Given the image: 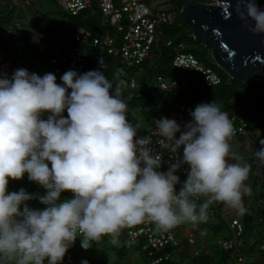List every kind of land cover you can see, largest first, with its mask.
I'll use <instances>...</instances> for the list:
<instances>
[{
  "label": "clouds",
  "instance_id": "obj_1",
  "mask_svg": "<svg viewBox=\"0 0 264 264\" xmlns=\"http://www.w3.org/2000/svg\"><path fill=\"white\" fill-rule=\"evenodd\" d=\"M237 11L242 20L254 22L251 31L264 33V8L256 0H240ZM101 65L105 68L102 59ZM120 71L114 73L115 84L97 70H69L62 84L53 73L27 69L0 76V264H62L80 235L84 249L105 236L118 245L123 229L145 222L163 231L198 226L207 221L213 202L240 215L250 209L243 198L251 166L233 151L235 128L228 114L213 101L196 105L183 126L157 119L170 156L162 171L161 151L140 135L141 122L129 119ZM255 155L264 162V140ZM184 165L187 177L181 181L177 173ZM25 174L47 190L38 197L44 209L30 208L27 201L36 197L24 189L8 190L10 178ZM65 191L73 197L61 200ZM220 214L223 222L237 218L245 227L241 218L228 219L223 209ZM232 237L231 231L219 239ZM195 244L194 236L187 244L178 239L161 255L168 253L169 260L174 249ZM84 258L77 261H94Z\"/></svg>",
  "mask_w": 264,
  "mask_h": 264
},
{
  "label": "built area",
  "instance_id": "obj_2",
  "mask_svg": "<svg viewBox=\"0 0 264 264\" xmlns=\"http://www.w3.org/2000/svg\"><path fill=\"white\" fill-rule=\"evenodd\" d=\"M150 1L151 0H57L60 6L71 16H77L89 9L93 14H100L102 25L108 24L120 31V39H118L113 34H99L85 26H79L74 37L85 46L87 44H92V47L97 52H107L120 56L123 61L132 65L142 64L151 55L155 44L161 36L160 26L164 23L171 24L174 21V15L171 11L155 9L151 6ZM191 35L193 39H196L193 34ZM166 43L168 46L173 45L172 40H167ZM175 50L176 54L173 58V65L175 67L183 71L200 73L207 86L217 85L222 82V77L213 67L202 63L194 52L188 50V43L186 41H180L175 46ZM101 59L104 62V59L100 57L96 61L95 66L97 71L103 72ZM92 66V59L86 47H82L70 50L68 54L63 57L62 64L56 65L52 71L57 77V83L62 84L63 81L61 77L65 72L74 70L77 73L83 74L91 71ZM157 80L162 89L177 96L174 107L166 111L164 117L175 119L183 126L191 120L190 111L194 110L196 107V105L191 106L189 103L182 100L180 93L182 87L186 85L185 80L179 81L175 79L173 81H168L160 74L157 76ZM136 87L137 81L135 78H132L130 82L131 94L134 93L133 90ZM160 118L162 117L156 115L151 119L150 126L144 136L150 137L154 141L152 147L155 151H161L164 160L161 170L167 171L170 156L162 147L167 141L163 140V138L158 135L156 120ZM230 119L235 128L234 136L247 133V123L243 117L234 115ZM177 135L179 136V134ZM187 167V165H184L177 173L181 181L185 180L187 177ZM228 224L232 229L233 237L230 239H219L218 244L224 249H233L237 246V237L242 235L244 227L237 218L228 221ZM79 235L80 234H78V236ZM128 235L131 242L135 244L139 242L140 238H145L147 241L145 247L156 250H165L170 246L178 244L174 228L168 231L158 230L156 226L150 222H145L136 227L129 228ZM190 241L193 242V239H190ZM150 254H152V251H150ZM168 257L169 254L166 253L165 255L156 257L149 264L159 263L164 258L168 259ZM241 259L242 257L240 260ZM85 260H87L88 263L91 262V259L88 257L83 259V261ZM64 264H77L71 252L67 253ZM96 264L101 263L96 262Z\"/></svg>",
  "mask_w": 264,
  "mask_h": 264
},
{
  "label": "trees",
  "instance_id": "obj_3",
  "mask_svg": "<svg viewBox=\"0 0 264 264\" xmlns=\"http://www.w3.org/2000/svg\"><path fill=\"white\" fill-rule=\"evenodd\" d=\"M173 1L175 3V9L177 11V14L174 15V21L171 24L164 23L160 26L161 36L154 46L153 53H155V56L159 60H165L167 62V64H169L170 68L175 69V68H177L173 65V58L176 54L175 46L182 40L186 41L188 43V50L194 52L197 55V57L202 61V63H204L205 65L212 66L213 69L215 71H217V73H219V75L222 77V82L217 84V85L207 86L205 81H204L203 76L200 73L193 72V71L181 70V74H180L179 78H176L179 81L185 80V82H186V85H184L182 87L181 96L187 97L191 101H193L194 103H197V104L202 103V102L211 103L213 101H215L218 106L224 104L225 108L223 111H225L230 118L234 115L241 116V117H243V119L247 123V128H248L247 133L235 135V136H233L232 139H234L235 137L248 135L253 130L257 129L258 124H259L261 119L264 120V83L252 81L249 84H246V83L239 81L238 79H234V78L230 77L229 75L224 73L214 63L212 56H211L210 48L208 46H206L205 43L201 39H197V41L202 43L200 46L201 49H196L195 42L192 43V41H187V40H189V38L193 39V37L191 35L190 26L182 18L180 11H181L182 7L190 0H173ZM196 1L210 2L211 0H196ZM72 17H75V19L77 20L76 23L79 24L78 27L79 26H85L88 29H91L92 31L99 33V34L110 33V34H113L114 36H116L118 39H120V33L121 32L118 31L115 27L110 26L108 24L102 25L99 13L93 14L88 9V10L83 11L81 14H79L77 16H72ZM106 29H109L110 31L106 32ZM167 40H172L173 45L168 46L166 43ZM73 41L78 44V46L74 49L86 47V50H87L90 58L92 59V63H93V66L91 67V71L97 70L95 63L100 57L103 58L104 59V65L106 68L105 69L103 67V72L107 75L109 80H112L113 83L115 84L114 73H116V71L118 69L121 70L119 78L124 81V86L122 89L123 96L129 95L130 102L133 105H137L139 107H146L147 110H145L144 113L146 112V114H147L148 109L157 107L159 109V110H157V114H161V115L164 114V113H162L163 108L160 106L161 104H159L158 96H155L154 94H151V92H150V89L152 87L153 88L158 87L159 89H161L163 91V93L167 94L168 97H173L174 100L177 98V96L173 95V93H170V92L162 89L160 87L158 80H157V76L159 74L162 75L165 79H167L166 78L167 75L165 74L166 69L156 71V67H155V68L149 69V71L146 74H144L143 76H141V78H136L135 76L128 78L127 77L128 69H126L124 66L128 62L123 61L120 56H116V55H113V54H110L107 52H97L92 47V44H87L85 46L82 44L81 41L77 40L74 37V35H73ZM70 50H73L71 45H69V46H67V47H65V48H63L57 52V54L59 56V62H60L59 65L62 64L63 57L65 55H67ZM150 58H151V55L142 64L132 65L130 67V69L133 68L131 70V72L135 75L141 67L148 66ZM55 61H58V59ZM52 65H53V63H52ZM53 67H54V65H53ZM153 77L155 78V81L153 83H151V79ZM132 78H135L137 81V87L133 90L134 91L133 94H131V90H130V82H131ZM124 87L128 88V90H130V93L125 92ZM234 100L237 101L240 105V107L237 108V110L232 108V102ZM67 115H68L67 111H65L64 116L66 117ZM47 117H48V113H45L42 118L47 119ZM159 117H164V116H159ZM256 123H258V124H256ZM25 176L27 177V174H25ZM30 182H31V184H30L31 187H33L32 189L35 190V192L34 191L32 192V193H35V195H34L36 197L35 201L38 204H41L38 197L46 195L47 190L34 181H30ZM62 194L66 195V196L69 195V196H71L70 198H72L74 195L71 191H65ZM249 216L252 218V220H250L251 221L250 223H249V220L247 218V215L243 221L244 226H245L243 235L245 234V232H248L249 230H251V231L253 230V226L257 222V219H259V223H261V224L264 223V210H262V209H260L259 212L257 211V212H253L251 215L249 214ZM253 218H255V220H256L255 223H253V221H254ZM224 227H225V225L224 226L214 225L212 227V229L214 231L218 232L219 230L223 229ZM125 229L127 231V229H129V228H125ZM122 231H123V233H125V230H122ZM253 232H254V230H253ZM101 241H103V240L101 239L99 241H88V245H89L90 250L92 251V254H89V252H88L87 255L92 257L94 260L91 264H96V262H101V264H108V259L105 260L102 258V253L105 252L104 249H106V247H103V246L100 247V245L102 244ZM146 244H147L146 239L140 238V240L137 244L132 243L131 240H130V242H126V243H123L121 241V243H119L118 245H114L113 247L117 248V253L115 254V255H117V258L122 260V261H127V259L129 260L130 256L133 254V253L130 254L131 246H139L141 251L144 252V255L146 256L147 261L145 264H148L151 260H153L154 257L159 256L162 253L168 252L171 250V249L156 250V249H152L150 247L146 248V247H144ZM184 244H187V242H184ZM186 246L187 245H185V247ZM216 246L218 247L217 242L215 243L213 241L211 243L210 247L216 253L215 254L216 257H215V260H213L214 262L210 261V263L213 262V264L214 263L215 264H227L226 261L231 257V254L234 253V251L237 252V258L238 259H240L242 257V259L240 261L244 260L245 251L243 249V245H241V243H240V240L237 243V246L233 249H224V248L218 247V249H217L218 251H217L215 249ZM251 247L253 248V246H251ZM151 250H153L152 254H150ZM175 250L176 249L173 250L172 257L169 260H165V258H164L158 264H196L193 261V259L191 258V256L186 261H183L181 259L182 262H179L177 260H173L172 258L174 256ZM178 250L179 249H177V251ZM69 252H71V254H72V256L75 259L77 264H80L77 260H79L83 256H86L85 254L77 256L74 253V251L72 250V247H70V249L68 250L67 253H69ZM261 252H263V254H264V246L261 249ZM179 256H181L180 252H179ZM238 256H240V257H238ZM65 258H66V256H65ZM62 264H64V260H63ZM121 264H130V263L127 261V262H124Z\"/></svg>",
  "mask_w": 264,
  "mask_h": 264
},
{
  "label": "rangeland",
  "instance_id": "obj_4",
  "mask_svg": "<svg viewBox=\"0 0 264 264\" xmlns=\"http://www.w3.org/2000/svg\"><path fill=\"white\" fill-rule=\"evenodd\" d=\"M215 2H216V0H211L208 3H215ZM150 4L155 9L169 10L173 13V15L177 14V11L175 9V3L173 0H151ZM52 8H54L56 13L58 14L57 21L61 25L60 31L62 34L63 43L65 45H68V46L71 45L72 49L76 48L78 46V44L73 41V35L76 33V30L78 29L79 24L76 23L77 20L75 19V17H72L62 6H60L58 3H56V1L53 2ZM7 23H9V21H7ZM109 31H110L109 29H106V32H109ZM187 41H192V43L195 42L196 49H201L200 46L202 43L197 41V38L196 39H192V38L190 39L189 38V40H187ZM50 58L53 62H54V60L58 59L56 65H58L60 63L58 54H54L52 56L50 55ZM51 60H50V63H52ZM47 62L49 65V60ZM148 64H149L148 66L141 67L138 70V72L134 75L131 72V70L133 68L130 69L132 64L127 63L126 65H124L125 68L128 69L127 77L131 78L132 76H135L136 78H141V76L146 74L149 71V69H152L155 67H156V71L166 69L165 74L167 75L166 78L168 81H173L176 78H179V76L181 74L180 69L170 68L169 64H167V62L165 60H159L155 56V53H153V52L151 53V58H150ZM37 70H39V75H41V76L46 74V71L43 68H40ZM52 70L53 69L51 68V71ZM47 73H49V70ZM154 81H155V78L153 77L151 79V83H153ZM124 90H125V92L130 93V90H128V88L124 87ZM150 92H151V94L158 96L159 104H161L160 106L163 108V111H162V113H164L163 115L157 114V110H159L157 107H156L157 109L155 107L148 109L147 114H146V112L144 113V111L147 110L146 107H139L137 105H133L130 102L129 95L123 96L127 105H128L129 119L132 120L134 123L137 120H139L141 122L142 129H141L140 135H143V136H144V132H146L150 126L151 119H153L154 116H156V115L157 116H164L166 111H168L174 107V102H175L173 97H168L167 94L163 93V91L161 89H159L158 87H154V88L152 87L150 89ZM181 97H182V100L186 101L191 106L197 105V103H194L189 98L183 97V96H181ZM219 107L222 110H224L225 105L222 104ZM239 107H240L239 103L234 100L232 102V108L237 110V108H239ZM256 124H258V123H256ZM262 140H264V120L261 119L256 130H253L248 135L235 137L234 139H232L230 141V143L232 144L233 151H235L238 155H240L243 158L244 162L246 160H249V162L251 163L252 174L249 175V179L246 181V184L249 187V193L244 196V200H246V201H251L253 196L259 197L262 193H264V162H261L255 155L256 150L259 149V147H260V141H262ZM30 184H31V182L28 179V176L27 177L24 176L23 179H19V180H13L10 178L8 190L10 192H19L21 189H24L25 191H27L28 193H30L34 196L35 193H32V192L33 191L35 192V190L32 189L33 187H31ZM177 187H179V186H177ZM70 197L71 196H69V195L66 196V195L61 194V200L71 199ZM254 199H256L253 202V205L255 207V211L259 212L260 208L262 210H264V202H261V200H258L255 197H254ZM202 201H203V198H200V201H198V202H202ZM27 204L30 208L37 209V210H42L46 207V205H44L42 203L38 204L35 201V198L27 201ZM245 206L247 208L249 205H245ZM221 207L223 210L227 211V213H225V214H226V216H228L230 218V216H231L230 214L232 213L231 212L232 208H230V207H228L222 203H219V202H213L209 206V209H208L207 221L204 223L198 224V230L192 229L191 228L192 225H189V227L191 229H190V231H188V233L185 234V229H186L187 224H183V225H180V226L175 228V231L177 233L179 241L182 243L187 242V237L194 236L195 241H196L195 247H196V249H198L197 245L200 243L202 245H205V246H211V243L213 241L216 243L218 238H220L221 236H227L226 235L227 232H226L225 228L219 230L218 232L214 231L212 229V227L214 225H216V226L221 225V223H219V221H218V217L220 215ZM234 214H236L237 217L241 218L242 220H244L246 218V215H247L249 223L251 222L250 220H252V218L249 216V214L251 215V209H247V211L243 215H240L237 212H234ZM253 220H254L253 223H255V221H256L255 218H253ZM184 227H185V229H184ZM123 230H125V233H123V231L121 232V235L119 237V243H121V241L123 243L130 242V237L126 233V232H128V230L127 231H126V229H123ZM253 230H254V232H253ZM253 230L252 231L249 230L248 232H245L244 235H241L238 238V241L240 240V243H241V245H243V249L245 251L244 260L240 261L237 258V252L234 251V253L231 254V257L226 261L227 264H262V262H264V254H263V252H261V249L264 246V223H262V224L259 223V219H257V222L253 226ZM81 239H83V237L80 235L76 239L75 243L72 245V250L74 251V253L77 256L88 254V252H89V254H92V251L90 250V248L84 249L81 247ZM101 242H102V244L100 245V247L101 246L106 247V249H104L105 252L102 253V258L105 260L108 259V264H121V263H124L127 261L130 264H145L147 261L146 256L144 255V252L141 251L139 246H131V248H130V254L133 253L131 256H134L133 260H130V258H129V260L127 259V261H122V260L117 258V255H115L117 253V248H114L113 247L114 245L110 243L109 237L104 238L103 241H101ZM251 246H253V248ZM201 248L203 250L201 252H199V251L197 252L196 250H188L187 248L182 246L180 249L181 250L180 251L181 256H179V251L175 250L174 256L172 259L177 260L179 262H182V260L186 261L190 256H191V258L194 257V259L197 260L202 255H209V256L215 255V252L213 249H209V248L204 249V247H201ZM215 249L217 250L218 247L216 246ZM213 262L212 263L209 262L208 264H213Z\"/></svg>",
  "mask_w": 264,
  "mask_h": 264
},
{
  "label": "crops",
  "instance_id": "obj_5",
  "mask_svg": "<svg viewBox=\"0 0 264 264\" xmlns=\"http://www.w3.org/2000/svg\"><path fill=\"white\" fill-rule=\"evenodd\" d=\"M54 1L58 3L57 0H0V76L7 74L11 77L17 69H27L30 72L39 74V70L37 69L43 68L46 73L48 70L49 73H53L51 68L53 69V65L55 66L57 61L54 60L53 62L50 55L57 54L59 50L68 46L63 43L60 31L61 25L57 21L58 14L52 8ZM50 60L53 65L50 63ZM245 162L251 166L249 160ZM254 197L264 202V193L259 197L253 196L251 201H246L243 198L249 204L251 214L252 212H256L253 205V202L256 200ZM231 210L232 213L228 219L237 216L234 214L236 211L234 209ZM224 212L227 213L225 210ZM221 218L220 214L218 221L222 226L225 225L224 228L227 236H221L220 238L230 237L231 227L225 223L226 221L223 222V218ZM241 221L243 222L244 220L241 219ZM197 227L191 226L192 229H196ZM191 228L187 224L186 229L184 227L185 234ZM106 237L108 236L103 237L102 240ZM195 246L188 245L186 248L188 250H196L197 252L203 250L201 247L212 249L210 246H205L201 243L197 245L198 249ZM85 255L86 257L89 256ZM215 257L216 255H202L197 260L194 257L192 259L196 264H208L210 261L215 260ZM133 259L134 256H131L130 260Z\"/></svg>",
  "mask_w": 264,
  "mask_h": 264
},
{
  "label": "water",
  "instance_id": "obj_6",
  "mask_svg": "<svg viewBox=\"0 0 264 264\" xmlns=\"http://www.w3.org/2000/svg\"><path fill=\"white\" fill-rule=\"evenodd\" d=\"M240 0L188 1L180 14L197 39L210 48L214 63L227 75L249 84L264 83V33L238 14ZM264 8V0H256Z\"/></svg>",
  "mask_w": 264,
  "mask_h": 264
},
{
  "label": "bare ground",
  "instance_id": "obj_7",
  "mask_svg": "<svg viewBox=\"0 0 264 264\" xmlns=\"http://www.w3.org/2000/svg\"><path fill=\"white\" fill-rule=\"evenodd\" d=\"M191 34H193L192 32H191ZM197 38V37H196ZM212 67V66H211ZM217 72V71H216ZM219 74V73H218ZM180 95H181V93H180Z\"/></svg>",
  "mask_w": 264,
  "mask_h": 264
}]
</instances>
